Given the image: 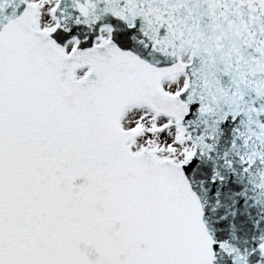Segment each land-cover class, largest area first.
Listing matches in <instances>:
<instances>
[{
  "label": "snow or ice",
  "instance_id": "6c2138e0",
  "mask_svg": "<svg viewBox=\"0 0 264 264\" xmlns=\"http://www.w3.org/2000/svg\"><path fill=\"white\" fill-rule=\"evenodd\" d=\"M0 264H264V0H0Z\"/></svg>",
  "mask_w": 264,
  "mask_h": 264
}]
</instances>
